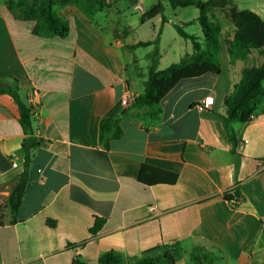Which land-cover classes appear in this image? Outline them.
Here are the masks:
<instances>
[{"label": "crops", "instance_id": "0c3cea01", "mask_svg": "<svg viewBox=\"0 0 264 264\" xmlns=\"http://www.w3.org/2000/svg\"><path fill=\"white\" fill-rule=\"evenodd\" d=\"M103 1L111 7L93 19L75 6L58 7L70 32L44 38L0 0V76L17 80L22 99L35 106L40 142L17 220L6 212L0 226V264H98L110 251L131 259L164 245L175 246L176 264H194L198 249L217 255L219 264H264V102L249 123L231 122L236 144L223 118L246 61L260 66L264 55L255 50L231 64L221 44L220 75L177 83L156 119L153 110L124 115L123 100L144 90L154 49L128 46L159 37L163 45L171 24L159 16L148 30L149 21H140L158 1L148 8L142 0ZM132 11L139 22L130 21ZM173 40L177 62L192 54L179 34ZM207 97L213 104L204 109ZM105 118L119 119L124 130L108 146L101 140ZM25 137L16 101L0 93V195L7 198L24 169ZM141 165L177 178L142 182ZM96 218L104 225L92 236Z\"/></svg>", "mask_w": 264, "mask_h": 264}, {"label": "trees", "instance_id": "16d2710c", "mask_svg": "<svg viewBox=\"0 0 264 264\" xmlns=\"http://www.w3.org/2000/svg\"><path fill=\"white\" fill-rule=\"evenodd\" d=\"M168 1L173 9L196 7L200 11L198 22L202 29V36L187 33L184 30L183 26L194 24L193 22L183 26L174 24L179 36L192 43L193 52L164 70L159 69L162 58L160 37L153 41L139 42L136 45L128 46L129 50L148 46H154V49L148 55L149 67L148 75L143 82L144 90L127 105L124 115L145 117L144 112L153 110L149 117L156 119L161 113V100L177 83L186 79L199 78L205 74L220 75L219 51L222 44L220 37L222 26L219 22V16H222L233 27L232 38L225 41L231 64L246 60L249 54L255 50L264 55V19L258 13L248 9H239L230 0ZM4 2L15 18L34 22L33 34L44 38H65L70 32V23L59 16L58 7L75 6L89 19H93L95 14L109 9L112 5V2L105 3L103 0H5ZM164 10L162 1L158 0L156 4L141 15L140 21L145 23L160 16L165 23L167 20L164 17ZM263 81L264 62L260 66L245 67L242 70L240 81L225 100L224 123L234 144L237 142L230 124L232 121L241 123L252 121L258 107L264 102ZM0 93L8 94L16 101L19 121L26 135L22 144L24 169L6 199L5 206L6 210L13 216L12 222H15L17 220L16 214L27 188L34 151L40 142L35 136L31 107L22 99L17 80H8L0 76ZM100 127L101 140L106 146L124 134L119 119L105 118L101 121ZM166 176H169L170 179H167ZM136 178L142 182H151L153 178L174 182L177 176L157 168L141 165L140 170L136 173ZM225 199L230 202L240 200L238 195L234 197L231 194H226ZM5 213L6 211L0 209V226L3 225ZM48 224L55 227L56 222L49 220ZM103 225L104 220L96 218L89 230L90 234L92 236L98 235ZM261 236L264 237V230ZM174 248L175 246L164 245L151 253L131 259H126L121 254L110 251L99 258L98 264H176V258L173 254ZM191 259L194 264H219L220 261L217 255L202 249L194 251L191 254Z\"/></svg>", "mask_w": 264, "mask_h": 264}, {"label": "rangeland", "instance_id": "374dc122", "mask_svg": "<svg viewBox=\"0 0 264 264\" xmlns=\"http://www.w3.org/2000/svg\"><path fill=\"white\" fill-rule=\"evenodd\" d=\"M157 1L158 0H142V6L148 8L154 3H156ZM161 1L165 7L164 17L171 24V27H168L165 30V37H164L163 45H160L162 57L164 56V59L162 61V67L167 68L171 66L172 64L177 63L178 61L177 58L173 59V56H174L173 51H174V48L176 47L175 41L173 39L177 37L178 33L176 29H174L172 24L183 26L184 24L186 25L188 23L193 22L194 24L183 26L184 30L190 34L201 35L202 29L198 22V18L200 17V11L196 7H186V8L179 7V8L173 9L168 0H161ZM202 1H208V0H202ZM230 1H233L239 7V9L252 10L258 13L264 19V0H230ZM120 3L128 5L130 7L127 1H121ZM132 12L134 15L132 16L131 14L130 21L139 22L138 15L135 14V11H132ZM219 22L222 26V29L220 32L221 41H222V44H225V41L233 36V27L222 16H219ZM159 25H161V23H159ZM151 26H152V20H149L148 30L151 28ZM183 42L187 44L186 46L190 45L192 48V43L190 41L184 40ZM184 47L185 45L183 44L182 51L184 50ZM138 52L140 54L144 52V49H141ZM246 63L250 66L259 65V62H249V61L247 62L246 61ZM222 64L224 67H226L224 57L222 58ZM6 199L7 197L5 195H0V209L8 212L5 208Z\"/></svg>", "mask_w": 264, "mask_h": 264}, {"label": "built area", "instance_id": "2783aa9c", "mask_svg": "<svg viewBox=\"0 0 264 264\" xmlns=\"http://www.w3.org/2000/svg\"><path fill=\"white\" fill-rule=\"evenodd\" d=\"M131 101H132V98H130V96H128L127 98H125V99L123 100V104H124V105H129ZM212 104H213V98H212V97H207V98H205V100H204L203 108H204V109H208V108H210V106H211ZM31 115H32L33 117H36V116H37V110H36L35 106H31ZM13 166H14V167H17V163L13 162ZM150 211H151V213H153V214H154L155 212H157V206H156V205L151 206V207H150Z\"/></svg>", "mask_w": 264, "mask_h": 264}]
</instances>
